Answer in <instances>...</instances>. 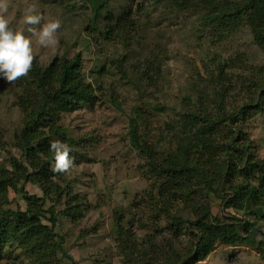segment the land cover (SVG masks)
I'll return each mask as SVG.
<instances>
[{
  "label": "rangeland",
  "instance_id": "rangeland-1",
  "mask_svg": "<svg viewBox=\"0 0 264 264\" xmlns=\"http://www.w3.org/2000/svg\"><path fill=\"white\" fill-rule=\"evenodd\" d=\"M225 1L237 0H103V11L92 27L86 0H8V18L14 29L25 28L22 14L30 3L46 18L62 21L55 51L34 43L37 64L44 66L53 58L78 53L81 73L94 87L91 104L61 117L66 136L75 140L73 167L61 173V184L79 195L85 210L72 223L62 214L60 201L51 204L57 264H127L122 253L142 256L148 264H184L192 237L185 229L187 224L171 232L168 222L209 216L237 227L249 221L251 228L241 233L240 244H217L193 264H264V203L257 213L251 205L230 212L220 198L203 188L193 194L196 213L180 198L167 216L160 214L149 202L157 178L145 172L144 154L128 142L133 120L146 149L158 158L190 143L192 124L180 119L183 113L210 112L217 117L220 108L228 114L248 105L253 108L243 131L252 156L264 160V49L253 42L242 17L231 29L205 20L216 12L208 2ZM227 10L215 15L222 16ZM121 12L130 23V34L119 38L112 31L103 40L99 34L105 29L103 15L111 13L116 22ZM145 68L148 78L137 81L140 73H147ZM18 92L15 83L0 77V167L11 157L23 160L18 137L25 117L17 105ZM22 192L41 196L35 184L20 181L15 191L7 190L0 209L23 210ZM117 215L130 236L116 235ZM0 264L33 263L18 246L6 241Z\"/></svg>",
  "mask_w": 264,
  "mask_h": 264
},
{
  "label": "trees",
  "instance_id": "trees-1",
  "mask_svg": "<svg viewBox=\"0 0 264 264\" xmlns=\"http://www.w3.org/2000/svg\"><path fill=\"white\" fill-rule=\"evenodd\" d=\"M86 1L92 12V27H95L94 23L103 11V0ZM208 7H213L216 12L228 8L222 16L217 17L215 12L205 17V20L220 25L222 29L235 27L236 21L242 17L253 42L264 49V0L208 2ZM118 18L120 21L112 22L111 13L103 15L105 29L99 31L103 40L109 39L112 31L119 38H127L130 34V23L124 12L118 14ZM80 67L81 56L78 53L70 58H53L44 66L38 65L35 59L28 76L15 82L19 90L17 105L25 117L18 137L23 160L11 157L0 167V206L6 199L7 190L15 191L20 181L23 184H35L41 196L22 192L26 203L23 210L0 209V257L3 243L9 241L18 246L33 264H57L53 260V228L56 219L51 204L60 201L62 214L72 223L83 217V201L69 186L61 184L62 174L52 170L55 161L50 148L51 142L56 140L70 147L74 144L75 140L70 135L66 136L61 126V117L92 102L94 87L82 75ZM145 71L147 73H140L136 77L137 81L148 78V69L145 68ZM243 106L228 114H224L220 108L221 113L217 117H213L210 112L183 113L180 119H188V123L192 124L190 143L178 146L173 153L167 152L158 158L146 149L145 139L139 135L133 120L130 121L128 142L136 151L144 154L146 160L142 163L147 170L145 172L157 178L155 192L149 199L157 212L166 215L183 198L191 212L196 213V207L192 204L195 200L193 194H200L203 188L220 198L222 207L230 212L242 209L243 205L246 210L248 205L257 207L253 212H259L260 203H264V160H258L250 152L243 124L253 107ZM72 151L71 147L70 156ZM176 220L168 222V230L177 232L187 224L185 229L192 237L191 248L184 253V264L203 259L217 244H240L243 238L241 233L251 228L249 221H243L237 227L236 223L219 221L211 216L205 220L201 217L191 221ZM120 222V216L117 215L114 224L116 235L124 233L130 236L128 229L121 228ZM122 246L125 244L122 243ZM119 248L125 250L126 247ZM122 254L127 264L149 262L142 256L131 257L133 253L126 256Z\"/></svg>",
  "mask_w": 264,
  "mask_h": 264
},
{
  "label": "clouds",
  "instance_id": "clouds-1",
  "mask_svg": "<svg viewBox=\"0 0 264 264\" xmlns=\"http://www.w3.org/2000/svg\"><path fill=\"white\" fill-rule=\"evenodd\" d=\"M9 7L8 0H0V77L12 84L28 76L32 70L36 59L34 43L45 49H57L62 21L46 18L38 11L36 4L30 3L22 14L25 28L14 29L8 18ZM50 148L55 161L52 170L68 172L74 163L70 156L71 147L56 140L51 142Z\"/></svg>",
  "mask_w": 264,
  "mask_h": 264
}]
</instances>
